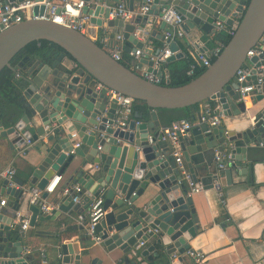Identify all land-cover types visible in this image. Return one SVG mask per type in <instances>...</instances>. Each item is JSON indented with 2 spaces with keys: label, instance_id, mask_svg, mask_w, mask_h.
I'll list each match as a JSON object with an SVG mask.
<instances>
[{
  "label": "water",
  "instance_id": "95a60500",
  "mask_svg": "<svg viewBox=\"0 0 264 264\" xmlns=\"http://www.w3.org/2000/svg\"><path fill=\"white\" fill-rule=\"evenodd\" d=\"M111 1L109 4L120 0ZM125 1L128 8L135 11V0ZM146 1L142 0V4ZM109 4L86 6L84 12L92 15L91 22L98 26H103L105 18L108 27H122L124 50L147 52L139 58V67L155 64L151 55H157L159 49L154 53L145 48L144 39L147 26L152 22L149 17L162 16L161 7L172 5L186 28L198 27L207 35L218 22L233 28L237 21V25L230 41L202 74L183 85L171 86L147 80L134 68L114 59L88 35L68 25L34 17L8 28L0 23V72L33 41L55 42L72 56L57 53L52 63L41 58L31 60L29 55L24 57L20 62L27 81L23 94L32 113H25L10 127L0 121V138L7 139L11 149H23L28 143L47 137V142L40 147L43 157L31 178V187L39 189H44L58 176L62 177L76 157L83 158L78 176L70 177L66 184L69 192L60 193L56 199L60 204L50 213H43L39 206L30 204L23 189L10 186L8 179L3 181L0 202L6 197L7 204L0 209V264H31V256L25 252L23 242L15 240L12 232L22 203H29L32 227L38 218L55 219L61 211L68 212L76 204L72 190L76 183L96 195L103 190L104 207L108 212L95 226V232L102 235L106 253L117 247L129 253L155 234L159 235V243L167 245L169 254L191 250L189 241L197 234L198 216L181 169L168 150L169 143L159 140L161 132L154 131L161 127L158 111L215 100L221 104L224 116L247 112L237 71L248 59L260 65L262 56L248 57V52L264 32V0H153L150 11L146 15L136 14L131 22L110 18ZM45 9V5L35 6L33 14L43 15ZM161 26L167 29L163 20ZM149 33L154 35L157 31ZM170 48L175 54L167 58L165 66L184 56L177 42H172ZM199 48L202 52L209 49L200 44ZM67 58L73 65L64 64ZM253 72L251 80L257 76L255 69ZM98 84L102 87L98 88ZM109 89L145 101L151 108L152 121L138 124L140 119L135 113L126 127L115 126L120 107L117 100L107 94ZM263 98L264 94H259L253 100ZM199 120L200 124L180 135L183 160L195 182H201L204 188L221 191L220 178L225 176L227 183H232L233 171L242 174L245 170L238 168V163L244 159L241 153L246 152L252 142L264 139V110L238 132L228 131L223 125L210 126L202 120V114ZM74 134L80 138L78 147L72 142ZM228 152L232 153L233 162L226 168L216 166V157ZM86 165L89 167L84 168ZM15 181L19 186L24 185L20 180ZM140 199L142 205L134 204ZM83 200L90 204L89 197L84 196ZM80 230L82 234L87 231L82 227ZM89 240L87 234L73 240L61 238L57 249L63 264H82L89 248H81V244ZM154 248L150 246L142 251L148 262L153 260L154 256L149 253ZM103 261L95 257L91 264ZM125 262L130 260L125 258Z\"/></svg>",
  "mask_w": 264,
  "mask_h": 264
},
{
  "label": "crops",
  "instance_id": "0c3cea01",
  "mask_svg": "<svg viewBox=\"0 0 264 264\" xmlns=\"http://www.w3.org/2000/svg\"><path fill=\"white\" fill-rule=\"evenodd\" d=\"M141 3L142 0H135V11L139 9ZM149 18L152 22L147 26L148 33L144 39L145 48L153 50L155 53L158 49L163 48L161 36L165 32V28L161 26L158 15ZM103 19V25L107 26V19ZM236 25L237 21L234 25L235 28ZM90 26L92 28L90 34L94 37L102 35L98 31V26L91 24ZM231 29L234 28L225 26L221 31L229 32ZM153 30H156L157 33L151 35L149 32ZM212 31L207 35L198 27L186 28V36L179 39V41L185 43L188 50L196 43H199L202 47L206 45L209 48L206 53H210L218 44V42H215V38L211 36ZM117 33L123 34L124 29L119 26L108 27V36L111 40ZM139 39L142 38L139 37ZM180 51L182 50L180 49ZM132 52L123 49L122 55L130 60L131 66L134 67L136 58L131 54ZM143 53L144 55L147 54L145 50ZM185 54L184 52L183 57L175 59L168 66L162 64L160 72L165 77L169 76V65L180 62L185 58ZM142 57H144L143 54ZM64 64L69 66L72 62L67 58ZM253 64L248 59L245 65L252 66ZM136 65L139 67L138 64ZM143 68L152 69L153 67L143 64ZM260 94H264V89ZM206 103L208 102L199 105L197 116L191 120L193 126L201 123L199 114H204ZM246 109L247 112L243 114L223 116L222 125L224 128L228 131H241V126L253 121L264 110V98L256 102L254 100L248 101ZM158 118L161 127L154 128V131L159 130L162 132L168 126L159 111ZM143 121H152V116L150 119ZM79 140L78 135H75L72 142L75 145ZM262 141L264 143V139ZM44 142H47V137H41L34 143H28L23 149H11L8 140L0 138V188L6 179L3 173L9 167L16 169V180L23 182L26 189L30 188L32 172L43 157L40 147ZM250 146L246 152L241 153L244 159L238 163L239 170H245L242 174L234 170L232 183L230 184L227 183L226 177L222 176L220 178L221 191L215 188H203L199 192L189 194L190 189L188 188V194L193 197L194 208L198 216L197 234L189 241V244L191 250L204 254L205 258L197 262L186 252L181 254L177 251L169 254L167 252L168 247L164 244L162 246L164 262H170L171 264H264V145H260V142L256 141L252 142ZM168 150L172 152L171 143H169ZM82 162L83 158L76 157L67 172L61 177L60 184L55 191L47 196L48 201L54 204L55 208L60 204V202L56 203V199L59 198L61 192H65L69 178L78 176ZM185 165L188 169L186 163ZM216 166H218L217 162ZM88 167L89 165H86L84 168ZM27 191L26 198L29 201L30 191ZM2 199H6V197H2ZM83 199L84 197L81 201L75 202L76 204L68 212L61 211L55 219L38 218L35 226H31L26 232H21V238L17 237L15 228H13L14 239L22 241L25 248L32 249L31 253H27L31 256V264H63L62 256L57 249L61 238L73 240L77 239L78 236L88 235V231L82 234L80 230L81 227L87 230L86 221L89 216V203ZM134 204L142 205L143 200L140 199ZM7 210L11 209L7 207ZM20 210L31 213L28 202L22 203ZM157 244H159V235L155 234L145 241V245H139L138 248H133L129 253H124L119 247L106 253L103 241L98 244H92L90 240L85 241L81 244V248H89V252H86L87 254L83 256L82 264H91L92 259L95 257L104 260L102 264H122L125 262V258H128L131 263L151 264V261L148 262L147 258L142 256V251L150 246H155L154 250L149 253V255H154ZM42 252L45 253V257H43Z\"/></svg>",
  "mask_w": 264,
  "mask_h": 264
},
{
  "label": "built area",
  "instance_id": "2783aa9c",
  "mask_svg": "<svg viewBox=\"0 0 264 264\" xmlns=\"http://www.w3.org/2000/svg\"><path fill=\"white\" fill-rule=\"evenodd\" d=\"M111 0H58V1H49V0H25L21 2H6L0 0V23L4 24L5 28L22 22L27 18H43L54 20L60 24L68 25L72 28L80 30L82 33L88 35L94 41L98 42L105 50H107L111 56L120 60L123 58V46L125 44V38L122 33H117L114 35L113 40L108 36V26H98L91 22L92 15L85 13L84 8L89 6L94 8L96 4L108 5ZM45 5L46 9L43 15L35 16L33 14V8L35 6ZM110 5V18H119L123 19L126 22H131L136 14L146 15L153 5V0H147L146 3L139 6L137 11H131L125 0H120L118 2H113ZM160 11L162 16H159L160 20L165 21L167 24V29L163 34V48L159 49L157 55H152V59L155 61L152 69H147L142 67H137L138 60L144 56L143 49H137L131 54L136 58V64L134 68L141 76L150 80L154 83H161L164 79L168 80V76H164L161 72V66L164 64L168 57L175 54L170 48L172 42H177V40L182 39L186 36V26L182 18L175 12V9L172 5L161 7ZM91 25L98 26V31L102 34L99 36H93L90 34ZM224 25L221 22H218L217 26L214 27L212 31V38H215L217 33L224 29ZM234 29L229 30L230 34H234ZM147 34V33H146ZM225 44L218 42L217 46L210 52H202L199 48V43L193 44L192 48L189 50V53L194 60V64L189 70V74L193 75L195 72L196 66L207 67L212 63V59L219 56L222 52ZM252 56H262L259 59L260 65L254 63L252 66L244 65L237 71L238 82L240 83V93L243 100L247 103L255 98L257 94L263 92L264 89V32L255 47H253L248 52V57ZM256 70V79L251 80L252 75L254 74L253 70ZM102 84H98V88H101ZM109 95L115 98L119 104V113L118 119L116 120L115 126H120L122 128L126 127L130 120L133 119L134 109L133 103L134 99L125 94L119 93L115 90H108ZM223 111L221 104L218 101H215V104L206 103L204 107V114H202V120L210 124V126H219L222 125ZM141 120H137L139 124ZM193 127L191 121L182 119L174 121L170 126L166 127L159 136V140L167 141L171 143L172 152L171 154L176 158V161L181 169L183 175V181L186 183L190 189L189 194L194 192H199L204 188L201 182H195L192 174L186 168L185 162L183 160V152L180 146V135L185 134L190 131ZM75 136V134H74ZM150 142L153 140L150 138ZM79 142L75 143L74 147L79 146ZM260 145H264L263 141L260 142ZM101 149V147L99 146ZM74 152V150L72 151ZM216 161L219 168H225L228 163L233 162L232 153H222L216 157ZM4 176L10 181V186L23 189L24 195L28 193L29 190V203L32 205H37L40 207L43 213H50L55 209V205L50 203L47 197L44 196V193L48 195L53 193L57 186L60 184L61 176H58L53 182L49 183L44 189H39L37 187H31L26 189L25 186H19L16 183V169L14 167H9L4 171ZM75 195L73 200L75 202L81 201L82 197L87 196L90 198L89 204V216L86 221V227L88 235L90 236V242L92 244H98L103 241L102 235L95 232V226L101 219L104 218L108 210L105 209L104 203L105 199L102 196L103 190L99 195L94 194L91 190L86 189L81 184H76L72 187ZM69 192V189L66 188L65 193ZM7 204V198L1 199L0 209ZM57 207V206H56ZM31 213L18 210L14 219L13 228H19L21 232H26L30 229ZM140 245H145V241L141 242ZM26 253H31V248H25ZM186 253L193 257L197 262L202 261L205 256L200 252L193 250H187ZM43 257L45 253L42 252ZM176 256V255H175ZM123 264V263H122Z\"/></svg>",
  "mask_w": 264,
  "mask_h": 264
},
{
  "label": "trees",
  "instance_id": "16d2710c",
  "mask_svg": "<svg viewBox=\"0 0 264 264\" xmlns=\"http://www.w3.org/2000/svg\"><path fill=\"white\" fill-rule=\"evenodd\" d=\"M232 34L229 32L219 31L215 36V42H222L225 45L230 41ZM179 48L184 51L185 58L180 62L171 63L169 65L168 80H163L162 84H168L171 86H178L188 83L193 78L202 74L206 67L196 66L193 75L189 74V70L194 64L188 46L177 40ZM57 53H64L66 57L72 58V56L63 49L60 45L49 40L33 41L27 44L22 50H20L15 57L11 60L10 64L4 67L0 72V121L5 127L14 125L25 113L31 114V107L25 98L23 92L27 86V81L24 77V70L20 67V62L26 55L31 57V60L37 58L43 59L46 63H52L55 60ZM215 58L212 59L214 61ZM122 63L127 67L131 66V61L123 57ZM29 63V62H28ZM27 63V64H28ZM212 105L215 104V100H206ZM203 102V103H204ZM199 105L188 106L178 109H160L159 112L162 115L167 126H170L174 121L186 119L193 120L199 111ZM134 114L138 113L141 121L148 120L151 117V108L143 100H134L133 103ZM17 237L21 238V231L19 228L15 229ZM161 243L156 246V253L153 255L151 264H171L170 262H164V250ZM123 264H144L143 262L125 263Z\"/></svg>",
  "mask_w": 264,
  "mask_h": 264
}]
</instances>
